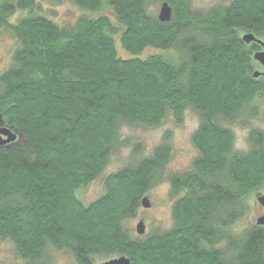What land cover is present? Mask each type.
I'll use <instances>...</instances> for the list:
<instances>
[{
  "label": "trees",
  "instance_id": "1",
  "mask_svg": "<svg viewBox=\"0 0 264 264\" xmlns=\"http://www.w3.org/2000/svg\"><path fill=\"white\" fill-rule=\"evenodd\" d=\"M66 1L99 14L60 24L36 0H0V33L17 44L0 75V127L20 140L0 147V241L23 264H49L52 249L75 264L122 256L130 264H264V227L255 220L233 230L264 184V134L250 132L249 152L237 154L225 126L264 100V81L252 77L260 47L239 37L264 40V0H230L205 13L188 0ZM164 2L167 23L151 10ZM149 48L172 54L142 57ZM188 108L199 119L197 157L190 171L169 175L177 198L169 230L137 236L125 225L161 180L172 155L167 136L109 174L94 202L78 200L127 146L124 127L157 128L167 114L180 124Z\"/></svg>",
  "mask_w": 264,
  "mask_h": 264
},
{
  "label": "rangeland",
  "instance_id": "2",
  "mask_svg": "<svg viewBox=\"0 0 264 264\" xmlns=\"http://www.w3.org/2000/svg\"><path fill=\"white\" fill-rule=\"evenodd\" d=\"M191 10L207 12L209 9L223 7L230 0H188ZM41 4L45 16L53 21L63 24H74L79 18H93L99 13H89L81 11L73 4L66 0H36ZM157 3L153 6L152 13L157 18L160 5ZM102 14L111 15L105 9ZM23 14H17L10 22L14 23L17 18ZM245 32H240L239 37ZM264 42L263 39L258 38ZM17 44L13 35L8 31L0 33V75L10 66L11 55ZM118 55L122 58H128L129 55L122 50L117 43ZM154 54H163L170 56L169 52H160L154 49H145L142 57H147ZM262 72V67L257 64L252 72ZM252 116V114H254ZM199 124V119L195 111L188 108L180 124H177L170 114H167L162 124L153 129L143 127H124L120 133V140L126 141V147H120L110 157L107 166L101 175L85 188L76 192L78 200L88 205L94 202L103 194V181L111 173L131 164H134L138 159L151 154L152 150L157 146L165 143L164 137L167 136L169 141L166 143L172 150V155L168 163L161 172V180L147 194L150 208L144 209L140 206L135 217L126 222V227L135 235V226L139 221H143L145 225V233L151 231H166L173 226L172 206L176 201V196L171 195V186L169 183V175L182 174L191 170L192 162L197 157V151L192 145L191 138ZM234 135L233 153L245 154L249 152L250 145L248 137L250 132H258L264 134V100H255L250 106H246L241 118L233 125H225ZM5 139V138H4ZM20 140H17L19 143ZM135 146L141 149L139 154L133 150ZM264 196V184L260 186L246 200L248 212L237 223L233 225V230L242 231L254 225L255 220L260 216V205L255 201L257 196ZM49 264H75L72 256L65 251L50 250L48 253ZM118 257L105 258L95 257L93 264H103L109 260ZM0 264H23L22 260L16 254L14 246L7 240L0 241Z\"/></svg>",
  "mask_w": 264,
  "mask_h": 264
},
{
  "label": "water",
  "instance_id": "3",
  "mask_svg": "<svg viewBox=\"0 0 264 264\" xmlns=\"http://www.w3.org/2000/svg\"><path fill=\"white\" fill-rule=\"evenodd\" d=\"M172 15V10L167 3H162L159 8L157 19L161 23H167L170 21ZM242 43L249 45V44H256L260 47V51L253 55V60L259 64L263 71L258 72L255 71L252 75L254 79L261 78L264 81V42L258 40L255 36L250 33H246L241 38ZM3 137L5 139H3ZM17 141V134L12 129H7L4 127H0V147L7 146L13 144ZM256 202L261 206L263 209V214L261 217L257 218L255 225L257 227H264V196H258L256 198ZM141 207L144 209H149L150 204L147 198H143L141 200ZM135 233L137 236H143L145 234V225L143 221H139L135 226ZM103 264H130V261L126 257H118L116 259H112L107 261Z\"/></svg>",
  "mask_w": 264,
  "mask_h": 264
},
{
  "label": "flooded vegetation",
  "instance_id": "4",
  "mask_svg": "<svg viewBox=\"0 0 264 264\" xmlns=\"http://www.w3.org/2000/svg\"><path fill=\"white\" fill-rule=\"evenodd\" d=\"M3 139H4V137H3ZM260 211H261V213H260V216L259 217H261L262 216V214H263V209L260 207ZM258 217V218H259Z\"/></svg>",
  "mask_w": 264,
  "mask_h": 264
}]
</instances>
